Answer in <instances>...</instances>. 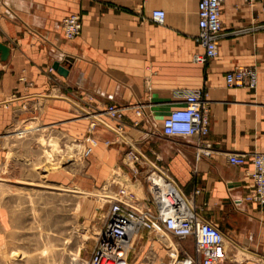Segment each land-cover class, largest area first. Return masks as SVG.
<instances>
[{
	"label": "crops",
	"instance_id": "obj_1",
	"mask_svg": "<svg viewBox=\"0 0 264 264\" xmlns=\"http://www.w3.org/2000/svg\"><path fill=\"white\" fill-rule=\"evenodd\" d=\"M263 6L264 0L253 8L226 2L219 54L200 64L194 60L204 52L197 40L198 0H0V41L11 49L0 62V137L38 114L77 123V110L123 107L121 122L110 123L123 125L126 143L106 150L110 134L97 126L99 161L120 163L147 195L145 173L121 162L124 151L137 147L167 168L200 216L225 233L229 264H264V205L245 199L254 188L252 154L264 153ZM158 8L167 13L164 24L151 17ZM70 14L83 23L73 40L60 25ZM57 61L67 75L50 71ZM237 66L256 68V88L227 86L226 75ZM198 89L209 92L208 134L164 135L163 120ZM232 153L247 154L248 163L231 164Z\"/></svg>",
	"mask_w": 264,
	"mask_h": 264
},
{
	"label": "rangeland",
	"instance_id": "obj_2",
	"mask_svg": "<svg viewBox=\"0 0 264 264\" xmlns=\"http://www.w3.org/2000/svg\"><path fill=\"white\" fill-rule=\"evenodd\" d=\"M76 114L77 123L46 121L38 114L0 137V264H76L91 257L109 209L102 196L122 186L129 175L120 163L99 161V138L93 153L85 156V139L95 136L99 126L110 134L104 145L108 150L125 144L126 134L102 123L91 129L90 116L96 113L87 109ZM157 238L146 231L137 237L132 264L170 262L173 251ZM174 241L193 249L186 240Z\"/></svg>",
	"mask_w": 264,
	"mask_h": 264
},
{
	"label": "built area",
	"instance_id": "obj_3",
	"mask_svg": "<svg viewBox=\"0 0 264 264\" xmlns=\"http://www.w3.org/2000/svg\"><path fill=\"white\" fill-rule=\"evenodd\" d=\"M228 1L230 0H198L197 40L204 47V52L195 54V62L205 64L218 56L219 36L223 30L222 9ZM235 1L253 8L258 0ZM166 15L164 9L158 8L152 11L151 17L155 23L164 24ZM60 25L68 40L77 38L83 28L82 19L77 14L67 15ZM50 71H54V68L51 67ZM226 82L231 88H256L257 70L252 66H237L227 73ZM185 98V106L172 110L163 120V134L206 136L210 130L209 92L198 89L187 92ZM143 113V106H138L136 114L141 117ZM96 114L121 122L124 108L109 104L105 110ZM108 122L103 117L100 120L94 119L91 129L102 123L117 133L123 131L122 124L115 128ZM139 123L140 120H136L134 124L137 126ZM97 144L98 140L92 133L87 136L84 155L92 154ZM203 152L206 150L203 149ZM228 159L237 166L248 163L247 154L244 153H232ZM124 160L136 174L145 173L147 195H137L135 190L141 184L134 178H129L127 181L130 183L125 181L116 190L105 192V202L109 205L107 217L96 237L91 257L86 261H79L81 264H132L136 239L144 231L154 234L173 251L168 264H229L227 236L218 226L200 216L194 198L185 195L167 168L159 166L134 146L126 152ZM251 165L250 176L254 188L245 199L264 205V153L252 154ZM198 192L197 190L196 193ZM175 238L191 240L193 249L180 248L175 243Z\"/></svg>",
	"mask_w": 264,
	"mask_h": 264
},
{
	"label": "water",
	"instance_id": "obj_4",
	"mask_svg": "<svg viewBox=\"0 0 264 264\" xmlns=\"http://www.w3.org/2000/svg\"><path fill=\"white\" fill-rule=\"evenodd\" d=\"M10 53H11L10 47L7 44L0 41L1 60L6 61L9 58ZM68 60H71V59L68 58ZM53 67H54V69H56L59 73H61L63 75H67V73H68V69L65 66H63L59 61L55 62Z\"/></svg>",
	"mask_w": 264,
	"mask_h": 264
},
{
	"label": "bare ground",
	"instance_id": "obj_5",
	"mask_svg": "<svg viewBox=\"0 0 264 264\" xmlns=\"http://www.w3.org/2000/svg\"><path fill=\"white\" fill-rule=\"evenodd\" d=\"M90 118H94V119H98V120H100V118H102V117H100L99 115H97L96 114V116H94V115H92V116H90ZM108 122V121H107ZM108 124L109 125H111L112 126V124L110 123V122H108ZM112 127H114V126H112ZM21 133V132H20ZM125 138V137H124ZM142 188V186L140 185L139 187H138V190H139V192H142L140 189ZM106 195H103L102 197H105ZM170 243H172V241L170 240L169 241ZM228 246V245H227ZM228 248V247H227ZM76 264H80V262H77Z\"/></svg>",
	"mask_w": 264,
	"mask_h": 264
}]
</instances>
